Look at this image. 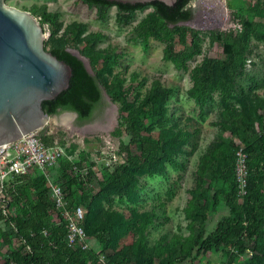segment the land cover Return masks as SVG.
Masks as SVG:
<instances>
[{"label": "rangeland", "instance_id": "1", "mask_svg": "<svg viewBox=\"0 0 264 264\" xmlns=\"http://www.w3.org/2000/svg\"><path fill=\"white\" fill-rule=\"evenodd\" d=\"M5 1L40 21L46 50L70 47L86 57L106 93L90 121L67 114L71 120L63 124L66 113H59L38 132L65 153L76 145L70 158L85 159L83 175L91 181L79 190L77 204L85 211L87 235L109 229L103 261L160 264L179 258L180 264H221L227 259L226 252L196 255L193 240L204 217L209 233L232 216L229 189L217 177L220 164L231 158L236 164L238 152L247 154V144L264 130V0H232L231 7L225 0L214 12L210 0H193L194 18L186 25L197 31L185 41L178 31L167 34L159 27L152 5L125 15L116 5L82 0ZM245 20L255 26L240 30ZM215 31L223 33L220 39ZM225 44L231 45L230 53ZM118 94L126 98L125 108L112 100ZM159 94L160 100L152 103ZM121 114L141 121L142 136L161 140L164 152L154 164L127 165L141 151L126 125L120 126ZM247 169L249 178L248 162ZM48 173L36 175L46 177L49 192L52 184L65 191L62 168ZM258 180L259 209L264 210V170ZM216 191L221 192L219 202L212 206ZM242 197L237 196L239 207ZM5 198L0 197V231L7 229L1 213ZM8 210L18 213L15 205ZM56 215L63 219L62 213ZM262 233L243 251L234 250L236 264H264V229ZM0 264H14L1 236Z\"/></svg>", "mask_w": 264, "mask_h": 264}, {"label": "trees", "instance_id": "2", "mask_svg": "<svg viewBox=\"0 0 264 264\" xmlns=\"http://www.w3.org/2000/svg\"><path fill=\"white\" fill-rule=\"evenodd\" d=\"M82 1L93 6L116 5L118 11L125 15H131L137 9L152 5L157 13L159 27L165 33L172 34L178 31L181 39L185 41L190 32L197 31L186 25L194 18V10L189 6L193 0H177L174 6H168L159 1L146 4H122L107 0ZM227 2L231 7L232 0H227ZM242 26L253 28L255 25L251 21L245 20ZM215 32H217V38L220 39L223 33ZM231 48L230 44H225L227 52L230 53ZM72 50L70 47L61 46H54L48 50L71 66L72 77L68 89L55 99L44 101L43 109L51 116L64 111L75 112L80 122H87L93 118L94 112L104 105L103 89L97 76L87 70L84 62L72 53ZM200 92L202 91L198 89L196 94L200 95ZM159 98H161L160 94L154 95L151 99L152 103L158 102ZM112 100L125 108L126 98L124 96L114 95ZM123 125H126L130 132L132 143L140 144L141 151V155H132L128 158L127 165L139 167L142 162L146 166L154 164L156 158L164 152L161 140L142 136L141 121L135 116L121 114L120 126ZM40 137L46 144L51 143L43 136V133L40 134ZM75 148L76 145L73 148H66L65 155L59 160L65 188L63 192L67 203L74 207L78 206L79 190L85 191L91 181L90 176L88 178L87 174L83 175L85 159L70 158L75 154ZM124 149L128 150V147L125 146ZM246 152L252 174L248 178L245 201L241 207L236 202L239 189L235 177V162L232 158L228 159L220 164L217 177L229 189L227 204L232 216L221 219L216 228L209 233L205 229L206 219L204 217L193 240V247L197 248L196 255L226 252L227 259L221 264H236L235 253L237 251H243L246 244L252 240L255 243L257 239L263 238L264 210L259 209L263 196L258 175L264 170V130L257 135L253 142L247 144ZM117 171L118 169L115 172L117 173ZM36 172L40 171L33 170L25 176L15 178L8 188L10 193H7L5 196L7 198L3 199L9 202V208L11 205L18 207L16 215H10L8 209L6 215L1 211L7 229L0 231V236L3 244L10 248L12 261L16 264H107L100 257L109 245V229L102 228L89 234L88 236L95 241L89 249H83L78 244L69 245L66 223L52 224L56 209L49 195L46 177L43 174L36 175ZM220 194L219 191L214 193L212 206L218 204ZM90 197L87 194L84 200L87 202ZM256 248L258 247L256 246ZM235 249L237 251H234ZM193 261L190 260V262ZM180 263L179 258L160 261V264Z\"/></svg>", "mask_w": 264, "mask_h": 264}, {"label": "water", "instance_id": "3", "mask_svg": "<svg viewBox=\"0 0 264 264\" xmlns=\"http://www.w3.org/2000/svg\"><path fill=\"white\" fill-rule=\"evenodd\" d=\"M122 4L154 1L174 6L177 0H107ZM46 33L29 11L0 0V145L15 143L39 132L51 117L43 102L68 89L72 68L45 49ZM94 74L88 59L72 50ZM106 96V93L103 92ZM109 100V99H108ZM77 113L64 111L60 114Z\"/></svg>", "mask_w": 264, "mask_h": 264}, {"label": "built area", "instance_id": "4", "mask_svg": "<svg viewBox=\"0 0 264 264\" xmlns=\"http://www.w3.org/2000/svg\"><path fill=\"white\" fill-rule=\"evenodd\" d=\"M210 6L212 12L219 9L216 1L211 0ZM210 21L215 22L213 17H210ZM238 28L242 30V24H239ZM64 155V147L54 142L46 144L38 132L26 135L15 143L0 145V197L7 195L9 186L17 177L25 176L33 170L41 171L45 176H48L50 169L59 167V160ZM235 171L239 189L238 196L243 198L242 196L247 194L248 185L247 154L243 151L238 152ZM49 194L55 204L56 211L63 215V219H60L58 214L53 216L52 224L66 223L69 245L78 244L83 249L91 248L95 241L87 235L82 225L85 218L84 208L82 206L69 208L60 185L52 184ZM3 203L2 211L6 215L9 202L3 200ZM100 258L103 260V256Z\"/></svg>", "mask_w": 264, "mask_h": 264}, {"label": "bare ground", "instance_id": "5", "mask_svg": "<svg viewBox=\"0 0 264 264\" xmlns=\"http://www.w3.org/2000/svg\"><path fill=\"white\" fill-rule=\"evenodd\" d=\"M211 1V0H210ZM210 1H207L208 3L210 2ZM213 1H216V3H217V5L219 4L218 2H223V0H213ZM206 2V3H207ZM218 19V18H217ZM217 19H216V21H217ZM215 20V19H214ZM215 21V22H216ZM79 52V51H78ZM80 53V52H79ZM81 54V53H80ZM86 58V57H85ZM87 59V58H86ZM69 120H71L70 118H69V116L66 114V115H62L61 116V122L63 123V124H68L69 123ZM96 126V125H95Z\"/></svg>", "mask_w": 264, "mask_h": 264}, {"label": "flooded vegetation", "instance_id": "6", "mask_svg": "<svg viewBox=\"0 0 264 264\" xmlns=\"http://www.w3.org/2000/svg\"><path fill=\"white\" fill-rule=\"evenodd\" d=\"M94 113H95V112H94ZM111 113H112V112L109 111V112L107 113L105 119H104V121H106L107 124H109V122H110V120H111ZM77 117H78V116H77ZM106 123H103V122H102L103 125H107Z\"/></svg>", "mask_w": 264, "mask_h": 264}]
</instances>
